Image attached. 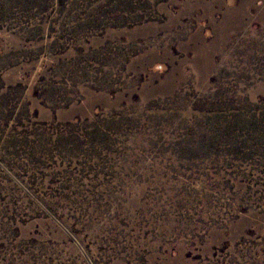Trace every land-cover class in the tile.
I'll return each instance as SVG.
<instances>
[{"label": "rangeland", "instance_id": "374dc122", "mask_svg": "<svg viewBox=\"0 0 264 264\" xmlns=\"http://www.w3.org/2000/svg\"><path fill=\"white\" fill-rule=\"evenodd\" d=\"M0 264H264V0H0Z\"/></svg>", "mask_w": 264, "mask_h": 264}]
</instances>
